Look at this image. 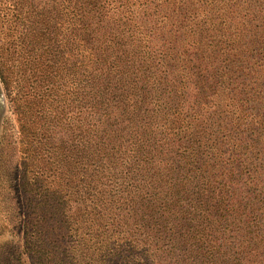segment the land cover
I'll use <instances>...</instances> for the list:
<instances>
[{
  "label": "rangeland",
  "instance_id": "1",
  "mask_svg": "<svg viewBox=\"0 0 264 264\" xmlns=\"http://www.w3.org/2000/svg\"><path fill=\"white\" fill-rule=\"evenodd\" d=\"M164 16L163 10L145 17L141 15L140 30L128 29L125 36L104 39L94 45L97 56L106 59L117 72L119 85L134 81L135 53L142 62L153 61L146 65L154 74L141 75V78L151 82L159 77L161 82L157 87L160 98L145 90L151 99L147 119L152 136L147 151H152L165 165L161 166L160 183L155 184L158 188L146 190L144 194L155 205L158 216L155 221L160 224L162 217L161 245L193 243L206 228L208 235L217 238L219 244L232 240L233 227L226 220L219 218L212 228L206 225L204 217L198 218L197 223L191 221V208L197 195L204 193L209 197L207 208L216 203L212 192L215 183H221L223 190L234 197L228 203L224 196L221 214L232 216L234 212L233 217L244 222L248 241H264L261 226L264 211L257 212L255 207L259 200H264V137L247 133V155L239 159L232 157L236 166L239 164L237 170L232 171L229 160L222 159V156L231 157L230 141L240 132L232 115L234 110L238 111L237 116L246 113L248 121L256 119L260 123L258 109L263 106L260 100L264 101V45L261 47L257 38L248 39L249 36L233 31L223 34L215 29L210 31V27H199L191 21L187 27L171 23L165 29ZM195 16L194 12L189 20ZM180 17L176 15L175 19ZM143 26L147 29L144 33ZM213 48L230 56V60L215 57ZM203 52L212 59H203ZM155 66L156 72L152 69ZM211 66L225 70L228 77L212 78ZM67 75L45 83L49 92L47 105L51 94H57L56 99L63 101L55 106L60 107L54 113L57 117L52 116L58 125V137L67 135L68 146H81L85 117L83 87L70 72ZM9 110L0 83V144ZM70 129L75 130L74 142ZM5 162L0 156V264H21L20 259L24 264H43L40 254L26 252V240L32 239L33 223L37 220L51 223L50 230L55 227L53 222L59 221L58 215L64 208L75 220L61 232L65 235L63 241L54 236L59 241L54 245L58 249L53 264H124L121 257L130 259V256V264H150L147 253H143L142 240L151 243L158 257L163 255L158 243L160 236H151L149 231L139 233L135 226L123 223L128 216L123 213V206L111 198L125 185L135 186L133 179L124 181L116 175L109 176V180L95 171L87 175L84 166L59 176L54 186L55 170L48 166L47 180L51 186H45L44 171L37 184L24 188L20 181L15 183L11 178ZM39 185L43 188L39 189ZM238 209L240 214L235 215ZM113 218L122 222L116 225Z\"/></svg>",
  "mask_w": 264,
  "mask_h": 264
},
{
  "label": "trees",
  "instance_id": "2",
  "mask_svg": "<svg viewBox=\"0 0 264 264\" xmlns=\"http://www.w3.org/2000/svg\"><path fill=\"white\" fill-rule=\"evenodd\" d=\"M263 6L264 0H0V83L10 109V116L4 122L0 156L5 158L4 167L9 169L11 178L15 183L20 181L21 187H33L45 171V186H51L46 168L53 166L55 186L59 176L85 166L87 175L95 171L109 180V176L116 175L124 181L133 179L135 186L125 185L111 198L123 206V213L128 216L123 223L135 226L139 233L149 231L151 236H160L162 217L160 224L155 221L158 217L155 205L144 194L146 190L158 188L155 184L160 183L161 166L165 165L152 151H147L152 136L147 119L151 99L145 90L160 98L157 87L161 82L159 77L151 82L141 78V75L154 74L146 65L153 61L142 62L135 53V79L128 85H119L117 72L106 59L97 56L94 45L104 39L125 36L128 29L140 30L141 15L145 17L163 10L165 29L171 23L187 27L191 21L199 27H210V31L215 29L222 34L233 31L249 36L248 39L257 38L263 47ZM194 12L196 16L189 20ZM176 15L180 19H175ZM145 31V26L141 27V32ZM221 52L213 48L215 57L230 60V56ZM203 59H212V56L203 52ZM211 68L212 78L228 77L225 70ZM152 69L157 70L156 66ZM68 72L83 87L85 117L81 146H68L67 135L58 137V125L52 116L57 117L54 113L60 107L55 106L63 101L56 99L57 94H51L54 106L52 99L47 105L49 92L45 83L58 80ZM260 103L263 104L258 109L260 123L256 119L248 121L246 113L237 116V110L232 112L240 132L230 141L231 157L222 156L224 161L229 160V166L233 165L232 171L239 166L232 157H245L249 150L247 133L264 137V101ZM69 131L74 142L75 130ZM40 188L43 186L39 185ZM212 189L216 203L207 208L209 197L204 193L197 195L191 208V221L197 223L198 218L204 217L206 225L212 228L219 218L226 220L233 227L232 240L219 244L217 238L208 235L207 228L199 232L193 243L162 246L160 236L161 257L155 254L151 243L142 240L143 253H147L150 264H264V241H248L244 222L233 217V209L229 210L232 216L221 214L224 196L229 203L233 195L226 193L221 183L213 184ZM255 207L257 212L264 211V200H259ZM239 214L240 209L235 212ZM261 216L264 230V214ZM58 219L51 230L48 228L51 223L37 220L33 223L32 239L26 240V252L40 254L43 264L55 262L58 247L54 245L59 240L53 238L58 236L63 241L65 235L61 232L69 228V222L75 217L64 208ZM113 220L116 225L122 222ZM151 227L154 228L150 230ZM121 258L124 264L131 263V256ZM20 262L24 264L22 259Z\"/></svg>",
  "mask_w": 264,
  "mask_h": 264
}]
</instances>
